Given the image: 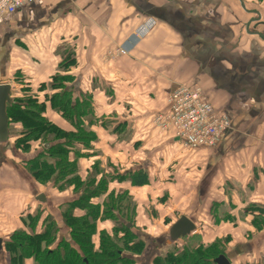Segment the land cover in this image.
<instances>
[{
    "label": "crops",
    "instance_id": "1",
    "mask_svg": "<svg viewBox=\"0 0 264 264\" xmlns=\"http://www.w3.org/2000/svg\"><path fill=\"white\" fill-rule=\"evenodd\" d=\"M146 21L153 26L136 38ZM123 46L128 52L120 54ZM67 52L75 64L61 73L74 78L67 88L89 95L94 121L85 127L96 135L93 149L77 159L79 176L93 173L97 163L96 182L107 180V191L93 203L127 190L137 220L185 215L200 223L204 243L231 236L225 247L230 264H264V228H251L246 209L264 206V0H34L0 16V83L10 82L12 92L27 86L41 98L51 93L39 87L59 71ZM184 85L200 87L229 118L230 128L212 148L184 150L155 121L169 108L168 94ZM46 104V117L70 130ZM20 128L9 125V140L0 144V264L8 263L5 242L26 228L28 215L40 214L37 232L52 215L59 237L69 238L59 207L78 196L35 180L26 162L40 143L17 148ZM138 171L146 183L116 176ZM214 204L234 208L216 226ZM111 225L100 220L97 230Z\"/></svg>",
    "mask_w": 264,
    "mask_h": 264
},
{
    "label": "trees",
    "instance_id": "2",
    "mask_svg": "<svg viewBox=\"0 0 264 264\" xmlns=\"http://www.w3.org/2000/svg\"><path fill=\"white\" fill-rule=\"evenodd\" d=\"M74 64V58L67 52L58 65L59 71L51 77L50 82L39 87V90L48 87L51 93L41 98L30 87L22 86L18 92H12L13 102L7 106L9 125H21L14 140L15 146L27 151L32 141L40 143L41 150L26 162L35 180L43 185L51 184L59 191L71 189L78 194L77 198L62 203L59 207L61 222L68 228L70 236L59 237L60 226L52 215L44 218L42 229L37 232L36 224L40 214L28 215L26 228L16 230L5 242L7 264H24L27 258L33 259L34 264H137L139 255L141 256L147 245L134 231L133 221H139L137 207L127 190L121 191L118 196L108 194L107 200L98 205L99 203H93L92 199L107 191V180L102 178L96 182L94 171L97 163L92 167L93 173L84 179L79 176L77 159L93 149L96 135L85 127L86 121H94L89 95L79 96L74 93L72 87L67 88L66 82H71L74 78L61 73ZM47 101L51 110L71 125L70 130L54 124L46 117ZM166 132L173 137L171 131ZM46 143L50 146L44 147ZM116 176L119 180L129 177L131 183L136 185L147 182V175L141 171ZM254 206L256 205L246 209L250 210L253 216L251 228L260 231L264 228V206ZM77 209L83 210L84 214L76 217L74 211ZM214 215L212 210L213 224L216 221ZM100 220L110 221L112 225L109 231L106 228L97 230ZM169 220L171 225L176 219L167 218L163 221ZM230 221L237 223L234 219ZM195 235L200 237L198 230ZM95 236L97 241L94 240ZM222 239L215 238L207 243L199 241L191 247L184 245L178 248L176 244L179 240L168 243L165 238L163 244H173L174 248L155 255L150 262L148 260V264H216V257L226 256L222 249ZM224 239L228 242L231 236L227 235Z\"/></svg>",
    "mask_w": 264,
    "mask_h": 264
},
{
    "label": "built area",
    "instance_id": "3",
    "mask_svg": "<svg viewBox=\"0 0 264 264\" xmlns=\"http://www.w3.org/2000/svg\"><path fill=\"white\" fill-rule=\"evenodd\" d=\"M34 0H0V16L13 13L24 4ZM153 23L146 21L135 30V36L143 37ZM120 54L128 52L126 47L118 49ZM167 112L158 114L155 121L161 130L171 131L184 150L212 148L222 134L230 128L229 118L217 112L213 104L202 94L198 86H181L168 94Z\"/></svg>",
    "mask_w": 264,
    "mask_h": 264
},
{
    "label": "rangeland",
    "instance_id": "4",
    "mask_svg": "<svg viewBox=\"0 0 264 264\" xmlns=\"http://www.w3.org/2000/svg\"><path fill=\"white\" fill-rule=\"evenodd\" d=\"M60 49L63 50L62 48H60ZM68 52H69V49H68ZM233 191H238V190H234L233 189ZM233 191H231V192L228 191L227 193L230 194V193H233ZM119 193H117L116 195L118 196ZM234 198H235L236 201L238 200L237 195H234ZM100 204H102V203L99 202L98 205H100ZM251 205L258 206L257 203L248 204V206H251ZM256 206H254V207H256ZM101 209H102V207H101ZM233 209H234L233 206L229 205V204L214 206L213 210H214V213H215L214 216L216 218L215 226L219 225L220 224V220L223 219V218L224 219H230L231 218L230 212H232ZM154 215H155V213H154ZM133 222L135 224L134 225V231L137 232V234L140 235L139 237L142 239V241L147 244L145 246V249L142 252L141 256H139L140 258H139V261H137V264H145V262H144L145 259L147 261L149 260V262H150L151 258L155 257V255H158V254H160L162 252H165L168 249L172 250L174 248L173 244L172 245H164L163 244V240L165 238H167L168 228H169V225L171 223L170 220H169V222L159 221V220L156 221L154 219L152 221H147V222H143V221H140V220L138 222H136V220L133 221ZM195 223H197L196 225H197V229H198V227H199L198 225L200 223L199 222H195ZM212 223H213V221H212ZM143 225H146V226L144 228H142L141 226H143ZM228 226H230V225H227V227ZM196 232L190 234L188 237L185 236V237L180 238L179 241H178V244H176L178 246V248H181L184 245H188L189 247H191V245H193V244H195V243H197L199 241H202L203 237L202 236L198 237L197 235H195ZM140 238L137 237V239H140ZM187 238H189V239H187ZM220 238L221 239L223 238L222 240H223L224 244H222V249H223V251H225V247L227 246L226 245L227 241L224 239L225 236H221ZM94 240H95V238H94ZM95 241H97V239ZM181 242H183V243H181ZM221 243H222V241H221Z\"/></svg>",
    "mask_w": 264,
    "mask_h": 264
},
{
    "label": "water",
    "instance_id": "5",
    "mask_svg": "<svg viewBox=\"0 0 264 264\" xmlns=\"http://www.w3.org/2000/svg\"><path fill=\"white\" fill-rule=\"evenodd\" d=\"M12 102V84L10 82L0 83V144H3L9 140V117L7 114V106ZM49 146V143L44 144V147ZM44 199V195L40 196L39 198V200ZM196 229L197 226L191 219L185 215H180L168 228L167 242L175 243L180 238L194 233ZM215 263L230 264V261L226 256L220 255L216 257Z\"/></svg>",
    "mask_w": 264,
    "mask_h": 264
},
{
    "label": "flooded vegetation",
    "instance_id": "6",
    "mask_svg": "<svg viewBox=\"0 0 264 264\" xmlns=\"http://www.w3.org/2000/svg\"><path fill=\"white\" fill-rule=\"evenodd\" d=\"M168 235V234H167Z\"/></svg>",
    "mask_w": 264,
    "mask_h": 264
}]
</instances>
